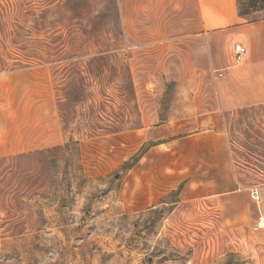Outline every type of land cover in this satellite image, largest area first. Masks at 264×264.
<instances>
[{"label":"rangeland","instance_id":"1","mask_svg":"<svg viewBox=\"0 0 264 264\" xmlns=\"http://www.w3.org/2000/svg\"><path fill=\"white\" fill-rule=\"evenodd\" d=\"M238 2L250 20L264 18V0ZM129 55L118 0H0V73L50 67L70 140L0 158V264H264V104L224 113L248 194L240 204L252 212L244 226H224L216 201L173 217L174 191L130 225L106 197L112 189L117 201L123 170L84 177L81 140L138 124ZM89 183L92 196L78 197Z\"/></svg>","mask_w":264,"mask_h":264},{"label":"crops","instance_id":"2","mask_svg":"<svg viewBox=\"0 0 264 264\" xmlns=\"http://www.w3.org/2000/svg\"><path fill=\"white\" fill-rule=\"evenodd\" d=\"M118 5L131 49L128 65L139 86L138 124L81 140L84 177L110 178L147 145L123 170L117 201L112 189L106 196L120 204L118 212L130 225L180 186L173 217L192 212V203L216 201L223 206L224 226L252 222L245 219L251 210L240 204L248 194L238 189L224 113L264 104V18L240 15L238 0H118ZM237 42L248 49L242 62L235 60ZM214 70L223 76L216 78ZM69 142L50 67L0 73V158ZM90 187L78 197L90 196Z\"/></svg>","mask_w":264,"mask_h":264},{"label":"built area","instance_id":"3","mask_svg":"<svg viewBox=\"0 0 264 264\" xmlns=\"http://www.w3.org/2000/svg\"><path fill=\"white\" fill-rule=\"evenodd\" d=\"M247 53H248V49L243 43L237 42L234 44V54H235L236 62L244 61ZM213 73H214V76L216 78L223 76V72L219 71V70H214ZM251 195H252L253 199L259 200L260 193H259L258 188H256V187L252 188L251 189ZM258 224H259V226H264V215H260V217L258 218Z\"/></svg>","mask_w":264,"mask_h":264},{"label":"trees","instance_id":"4","mask_svg":"<svg viewBox=\"0 0 264 264\" xmlns=\"http://www.w3.org/2000/svg\"><path fill=\"white\" fill-rule=\"evenodd\" d=\"M240 15L247 16V13L241 11V9H240ZM172 87H173V84H168V89H171ZM147 149H148V146L147 145L144 146L130 161L126 162L122 166V170L131 168L142 157V155L146 152ZM181 189H182V186H180L178 189H176L173 192V194L178 196L180 191H181Z\"/></svg>","mask_w":264,"mask_h":264},{"label":"water","instance_id":"5","mask_svg":"<svg viewBox=\"0 0 264 264\" xmlns=\"http://www.w3.org/2000/svg\"><path fill=\"white\" fill-rule=\"evenodd\" d=\"M149 260H152V258H151V257H149Z\"/></svg>","mask_w":264,"mask_h":264}]
</instances>
